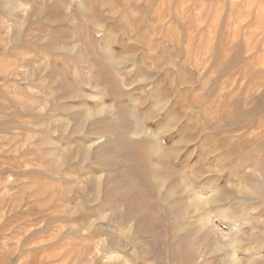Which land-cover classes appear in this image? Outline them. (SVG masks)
Segmentation results:
<instances>
[{
  "label": "rangeland",
  "instance_id": "rangeland-1",
  "mask_svg": "<svg viewBox=\"0 0 264 264\" xmlns=\"http://www.w3.org/2000/svg\"><path fill=\"white\" fill-rule=\"evenodd\" d=\"M0 264H264V0H0Z\"/></svg>",
  "mask_w": 264,
  "mask_h": 264
},
{
  "label": "bare ground",
  "instance_id": "bare-ground-1",
  "mask_svg": "<svg viewBox=\"0 0 264 264\" xmlns=\"http://www.w3.org/2000/svg\"><path fill=\"white\" fill-rule=\"evenodd\" d=\"M1 48V47H0Z\"/></svg>",
  "mask_w": 264,
  "mask_h": 264
}]
</instances>
